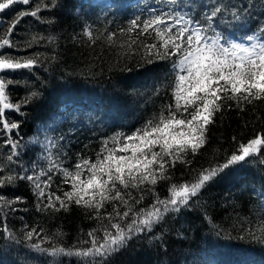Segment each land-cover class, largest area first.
<instances>
[{
	"label": "trees",
	"instance_id": "1",
	"mask_svg": "<svg viewBox=\"0 0 264 264\" xmlns=\"http://www.w3.org/2000/svg\"><path fill=\"white\" fill-rule=\"evenodd\" d=\"M41 2L48 6L38 18L25 15L16 24L11 34L14 48L0 50L16 59H38L32 70L4 72V79L12 81L6 89L9 102L20 103L21 108L5 113L10 122L20 124L18 130L6 133L0 128V179L47 171L49 154L70 170L82 159L94 162L105 140L131 135L161 112L167 115L166 106L175 103L172 64L177 58L146 64L142 51L128 54L121 47L128 38L120 33L143 9L163 7L169 0H31L29 5L17 3L2 13L7 19L4 33L19 13L30 12ZM176 2L201 22L211 7L235 5L238 19L232 18L233 9H229L213 22L225 39L247 40L264 29V0ZM246 6L248 11H243ZM85 28L91 29L94 40L84 35ZM111 33L115 37L109 44ZM140 41L154 42L151 37H140ZM26 98L28 102L21 103ZM213 120L205 145L195 155L185 154L174 167L166 165V179L126 190L133 212L149 209L157 197L166 199L172 185L193 182L204 169L223 165L239 144L257 134L264 136V101L244 104L243 111L228 101ZM9 138L19 142L14 163L6 159L12 151L6 144ZM50 175L47 192L62 196L69 190L59 171L53 169ZM0 195L13 201L11 207L0 210V221L6 214L13 237L0 234V264H88L85 258L53 257L31 245L66 251L90 247L83 243L90 239L87 234L101 229L95 212L74 204L67 211L43 210L31 182L22 179L0 187ZM16 197L22 199L16 201ZM38 204L42 210H37ZM113 208L127 211L126 206L112 202L101 209L100 216L107 218ZM119 222L126 225L130 218ZM32 229L38 235L25 240V232ZM106 264H264V148L259 155L220 172L187 206L165 214L150 232L134 234Z\"/></svg>",
	"mask_w": 264,
	"mask_h": 264
},
{
	"label": "snow or ice",
	"instance_id": "2",
	"mask_svg": "<svg viewBox=\"0 0 264 264\" xmlns=\"http://www.w3.org/2000/svg\"><path fill=\"white\" fill-rule=\"evenodd\" d=\"M30 2L0 0V13L17 3L29 5ZM47 6L41 2L32 11L19 13V18L10 24L6 33L0 35V50L14 48L11 34L19 19L25 15L38 18V13ZM203 7L207 9L208 5ZM235 7L213 6L203 13L204 21L201 22L197 16L185 12L182 3L169 0L163 7H146L140 15L130 20L127 28L120 29L121 35L128 38L121 47H126L128 54L142 51V59L146 64L177 58L172 64L175 103L166 106L167 115L161 112L131 135L118 134L105 140L94 162L82 159L75 164L74 170H70L62 167L59 160L52 159L49 154L45 157L49 164L47 171L41 169L33 175H9L0 179V187L16 179L31 182L37 199L43 204V210L67 211L74 204L92 210L101 220L102 234L101 229H94L87 234L90 239L83 241L90 247L66 251L63 247L45 249L40 243H34L31 245L33 249L53 257L64 254L85 258L88 264H106V259L126 247L134 234L150 232L165 214L179 212L220 172L261 153L264 136L257 134L246 144H239L237 151L223 165L204 169L193 182L172 185L170 195L166 199L157 197L147 210L133 212L132 205L125 198L126 190L130 188L154 186L159 180L166 179V165L174 167L189 152L195 155L206 143L207 128L214 122L215 113L221 111L226 102H235L236 107L243 111L244 104L264 101V29L260 36L248 35V43H243L225 39L213 27L216 18L223 16L229 9H233L232 18L238 19ZM249 7L246 6L243 11H248ZM141 16L145 18L141 19ZM84 35L90 41L94 40L91 29L85 28ZM114 37L115 33L109 34V44L114 42ZM140 37H151L154 42L142 43ZM37 63L36 57L16 59L0 51V73L32 70ZM11 83V80L0 78V128L6 133H12L20 127L18 122H10L5 116L6 111H19L21 108L20 103L9 102L6 89ZM31 95L34 97L36 93ZM27 102L26 98L21 103ZM50 143L55 146L54 142ZM6 144L12 150L6 157L7 162L14 163L19 142L9 138ZM53 169L59 171L63 182L69 185V190L64 191L62 196L46 191L51 187L50 173ZM42 176H47V179L41 181ZM21 199L16 197V201ZM45 200L46 203H43ZM112 202L126 206L127 211L121 213L113 208L107 218L101 217V209ZM139 202V199L134 201L137 204ZM12 204V200L0 195V210ZM37 210H42L41 204L37 205ZM129 218L130 222L126 225L122 226L119 222ZM105 219L107 224L104 223ZM0 225V234L13 238L6 223V214ZM34 235H38L36 229L29 230L25 232L24 239L31 241Z\"/></svg>",
	"mask_w": 264,
	"mask_h": 264
},
{
	"label": "rangeland",
	"instance_id": "3",
	"mask_svg": "<svg viewBox=\"0 0 264 264\" xmlns=\"http://www.w3.org/2000/svg\"><path fill=\"white\" fill-rule=\"evenodd\" d=\"M7 11V10H6ZM7 21V19H5V18H2V13H0V35H2V33H4L5 32V29H4V25L6 24L5 22ZM233 41H235V42H243V43H248V41L247 40H233ZM5 73L3 72V73H0V78H6L7 76L6 75H4ZM239 164V163H238ZM235 165H237V164H235Z\"/></svg>",
	"mask_w": 264,
	"mask_h": 264
},
{
	"label": "bare ground",
	"instance_id": "4",
	"mask_svg": "<svg viewBox=\"0 0 264 264\" xmlns=\"http://www.w3.org/2000/svg\"><path fill=\"white\" fill-rule=\"evenodd\" d=\"M169 187V186H168Z\"/></svg>",
	"mask_w": 264,
	"mask_h": 264
}]
</instances>
